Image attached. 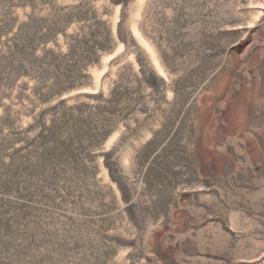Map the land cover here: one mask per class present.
Returning a JSON list of instances; mask_svg holds the SVG:
<instances>
[{
  "label": "rangeland",
  "instance_id": "374dc122",
  "mask_svg": "<svg viewBox=\"0 0 264 264\" xmlns=\"http://www.w3.org/2000/svg\"><path fill=\"white\" fill-rule=\"evenodd\" d=\"M0 264H264V0H0Z\"/></svg>",
  "mask_w": 264,
  "mask_h": 264
}]
</instances>
